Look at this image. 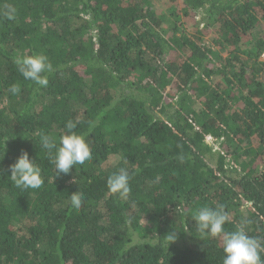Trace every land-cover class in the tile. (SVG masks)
<instances>
[{"label":"trees","instance_id":"1","mask_svg":"<svg viewBox=\"0 0 264 264\" xmlns=\"http://www.w3.org/2000/svg\"><path fill=\"white\" fill-rule=\"evenodd\" d=\"M171 16L142 0H0V264H223L222 238L192 220L204 206L264 243V0H182ZM37 53L53 65L43 88L14 63ZM69 120L92 158L57 175L40 136ZM24 151L38 189L9 177ZM120 168L126 199L107 186Z\"/></svg>","mask_w":264,"mask_h":264},{"label":"clouds","instance_id":"2","mask_svg":"<svg viewBox=\"0 0 264 264\" xmlns=\"http://www.w3.org/2000/svg\"><path fill=\"white\" fill-rule=\"evenodd\" d=\"M7 20H14L16 9L8 7L3 13ZM18 71L25 80L32 81L39 87H47L49 84L48 74L53 71V65L48 56L43 53L17 56L14 59ZM18 84H12L9 91L12 94L20 92ZM67 132L59 139L52 134H41L40 146L46 150L50 162L55 165L57 175L70 174L73 167L84 165L90 161L91 149L83 134L74 131L76 124L69 120L65 125ZM2 158V156H0ZM11 181L17 188L23 190L38 189L44 183L42 169L37 160L29 157L27 151L22 152L16 162L10 166ZM131 175L126 168H120L107 178L109 191L119 199H126L130 192ZM70 196L71 206L79 210L84 202L83 194L80 191ZM197 230L203 237L222 238L224 252L223 264H264V243L261 239L250 236L243 226L237 227L231 232L225 231V225L231 222L230 214L223 205L213 207H200L192 216ZM187 231V228L184 230ZM176 232L167 235L168 242L177 239Z\"/></svg>","mask_w":264,"mask_h":264},{"label":"rangeland","instance_id":"3","mask_svg":"<svg viewBox=\"0 0 264 264\" xmlns=\"http://www.w3.org/2000/svg\"><path fill=\"white\" fill-rule=\"evenodd\" d=\"M142 3L145 7H150L152 9L158 11V14L164 19L166 26H169L170 19H172L171 12L174 10V8H179V7L181 8L182 0H178V4H179L178 7L174 6L171 3L167 4L166 2H161L159 0H142ZM202 17H203V14L198 13L197 20L199 22H202ZM202 25H201V27H202ZM200 29H202V28H200ZM203 38H204V40H206L207 44H212L210 42V40H211L210 35L207 32L203 34ZM216 50H217L216 54L218 56L221 55V56L225 57L228 54L226 49L216 48ZM262 60H264V54L262 56ZM208 142L211 144L213 143L216 148L218 147L217 142H215V141L213 142V140L211 138H208ZM117 162H118L117 158H113L111 160V164H113V165L116 164Z\"/></svg>","mask_w":264,"mask_h":264}]
</instances>
